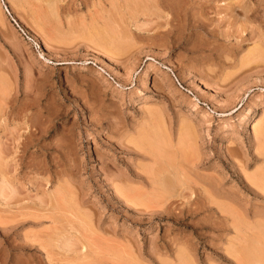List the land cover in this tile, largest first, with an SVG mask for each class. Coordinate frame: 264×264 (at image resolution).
Segmentation results:
<instances>
[{
  "label": "rangeland",
  "instance_id": "374dc122",
  "mask_svg": "<svg viewBox=\"0 0 264 264\" xmlns=\"http://www.w3.org/2000/svg\"><path fill=\"white\" fill-rule=\"evenodd\" d=\"M0 264H264V0H0Z\"/></svg>",
  "mask_w": 264,
  "mask_h": 264
},
{
  "label": "bare ground",
  "instance_id": "6f19581e",
  "mask_svg": "<svg viewBox=\"0 0 264 264\" xmlns=\"http://www.w3.org/2000/svg\"><path fill=\"white\" fill-rule=\"evenodd\" d=\"M9 1H10L11 3H13L14 0H9ZM201 3H203V2L201 1ZM201 3H200V5H202ZM203 5H204V4H203ZM144 79H145V75H144V77H143L142 80H144Z\"/></svg>",
  "mask_w": 264,
  "mask_h": 264
}]
</instances>
